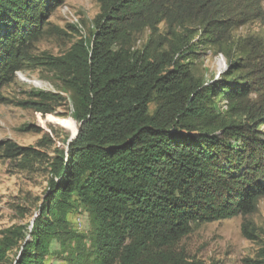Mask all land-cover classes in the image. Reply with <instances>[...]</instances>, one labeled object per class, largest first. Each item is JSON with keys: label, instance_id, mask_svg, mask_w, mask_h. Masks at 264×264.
I'll use <instances>...</instances> for the list:
<instances>
[{"label": "trees", "instance_id": "obj_1", "mask_svg": "<svg viewBox=\"0 0 264 264\" xmlns=\"http://www.w3.org/2000/svg\"><path fill=\"white\" fill-rule=\"evenodd\" d=\"M97 1L90 40L32 57L26 42L62 0H0V88L32 58L74 104L72 136L50 162L36 214L3 232L0 264H51L55 253L66 264H204L175 246L194 225L247 218L264 198V95L251 98L264 90V38L233 33L264 18V0ZM144 30L151 37L136 47ZM202 47L226 57L221 79L194 73ZM39 97L24 105L50 113L55 96ZM82 211L94 224L89 237L75 226ZM243 233L251 238V226Z\"/></svg>", "mask_w": 264, "mask_h": 264}, {"label": "rangeland", "instance_id": "obj_2", "mask_svg": "<svg viewBox=\"0 0 264 264\" xmlns=\"http://www.w3.org/2000/svg\"><path fill=\"white\" fill-rule=\"evenodd\" d=\"M100 10L97 0H62L41 29L26 42V51L32 57L44 53L62 55L79 39L90 40ZM164 27L161 25V30ZM233 33L237 38H264V18H254ZM150 37L149 30L138 33L136 47L145 46ZM191 63L196 76L205 83L221 79L228 68L226 57L214 47H202L191 58ZM17 64L21 69L9 72L6 78L11 81L0 88V237L13 225L26 228L33 220L48 186L50 162L57 149L72 136L66 126L68 120H72L73 99L70 92L62 90L60 77L32 58L20 60ZM42 94L55 96L52 101H44L50 113L44 114L36 107L24 105V102L39 101ZM261 95H264V90L259 88L251 98L259 99ZM222 98L217 101L221 110L226 111L228 101ZM154 107L152 105L151 109ZM260 133L264 138V126L260 128ZM9 146L26 148L28 154L8 158L5 154ZM78 219L81 220L79 223ZM244 223L252 228L251 238L243 233ZM75 226L87 237L94 228L86 211L77 216ZM175 248L204 264H263L264 198L260 200L257 212L247 218L239 215L194 225L191 233ZM59 249L57 242L51 244L53 252ZM15 255L16 250L10 253V259H14ZM50 261L52 264H66L56 253Z\"/></svg>", "mask_w": 264, "mask_h": 264}, {"label": "bare ground", "instance_id": "obj_3", "mask_svg": "<svg viewBox=\"0 0 264 264\" xmlns=\"http://www.w3.org/2000/svg\"><path fill=\"white\" fill-rule=\"evenodd\" d=\"M51 264H52V262H51ZM53 264H55V263H53ZM58 264V263H57Z\"/></svg>", "mask_w": 264, "mask_h": 264}]
</instances>
